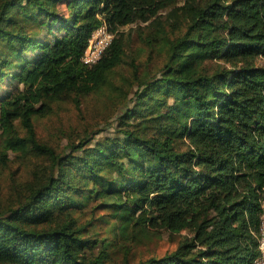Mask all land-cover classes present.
Segmentation results:
<instances>
[{
  "label": "trees",
  "instance_id": "obj_1",
  "mask_svg": "<svg viewBox=\"0 0 264 264\" xmlns=\"http://www.w3.org/2000/svg\"><path fill=\"white\" fill-rule=\"evenodd\" d=\"M102 21L114 37L86 65ZM103 87L119 112L110 133L38 138L34 118L64 100L80 111ZM11 155L28 172L0 189V264H250L264 206V0H0L1 175ZM162 230L185 233L129 262Z\"/></svg>",
  "mask_w": 264,
  "mask_h": 264
},
{
  "label": "rangeland",
  "instance_id": "obj_2",
  "mask_svg": "<svg viewBox=\"0 0 264 264\" xmlns=\"http://www.w3.org/2000/svg\"><path fill=\"white\" fill-rule=\"evenodd\" d=\"M135 24H129L120 27V31L124 34L133 31ZM131 42L129 48L132 50L133 55L140 53L138 59H144L148 54V49L138 40L134 32L130 35ZM142 50V51H141ZM128 51V49H127ZM141 51V52H140ZM162 58L156 57L152 60L149 67L154 71L161 63ZM142 68V67H141ZM129 73L126 66L119 67L116 72L111 74L112 80L119 82L121 76ZM122 74V75H120ZM106 88V89H105ZM104 90V91H103ZM106 90V93H105ZM108 88L103 87L101 91L92 93L83 97L81 101V110L74 106L71 100H64L57 104H53L54 110L50 114L34 118V126L38 138L44 140L52 145L63 146L66 144L67 139L76 138L78 134H82L85 126L91 128L92 126L100 128L101 133H110L113 126H108V121H114L120 109L116 112V107L111 108L108 105L109 100L106 99ZM123 99H121L122 101ZM115 122L113 123V125ZM23 132V131H21ZM12 161L8 169H4V173L0 174V189L6 191L8 187V175L13 171V174L19 178L26 175L28 166L25 165L17 156L11 155ZM3 188V189H2ZM182 231L180 234H184ZM180 234H171L167 231H160V233L152 238L143 239L131 248L129 254V262L135 263L137 260L146 258L149 255H162L168 250L176 246V242L180 239ZM120 258V254H119Z\"/></svg>",
  "mask_w": 264,
  "mask_h": 264
},
{
  "label": "built area",
  "instance_id": "obj_3",
  "mask_svg": "<svg viewBox=\"0 0 264 264\" xmlns=\"http://www.w3.org/2000/svg\"><path fill=\"white\" fill-rule=\"evenodd\" d=\"M114 32L109 29L107 23L102 21L91 33L87 46L81 56V60L86 65L95 64L102 56L105 49L111 43ZM257 255L250 264H264V206L259 216V225L256 232Z\"/></svg>",
  "mask_w": 264,
  "mask_h": 264
}]
</instances>
